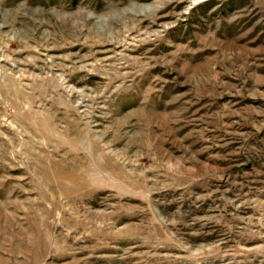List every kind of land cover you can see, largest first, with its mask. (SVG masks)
Wrapping results in <instances>:
<instances>
[{"label":"rangeland","instance_id":"374dc122","mask_svg":"<svg viewBox=\"0 0 264 264\" xmlns=\"http://www.w3.org/2000/svg\"><path fill=\"white\" fill-rule=\"evenodd\" d=\"M0 264H264V0H0Z\"/></svg>","mask_w":264,"mask_h":264}]
</instances>
